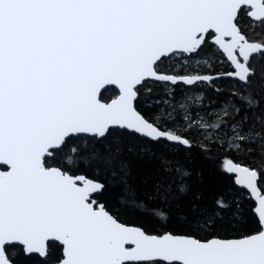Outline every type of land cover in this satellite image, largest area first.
Returning a JSON list of instances; mask_svg holds the SVG:
<instances>
[{"label":"snow or ice","instance_id":"snow-or-ice-1","mask_svg":"<svg viewBox=\"0 0 264 264\" xmlns=\"http://www.w3.org/2000/svg\"><path fill=\"white\" fill-rule=\"evenodd\" d=\"M260 61L264 0H0V264H264ZM225 79L223 101L195 91ZM106 86L118 90L107 102ZM205 99L219 104L212 121L192 111ZM212 145L252 157L223 167L254 208L230 193L209 202L193 184L180 153ZM101 176L162 230L122 221Z\"/></svg>","mask_w":264,"mask_h":264},{"label":"trees","instance_id":"trees-1","mask_svg":"<svg viewBox=\"0 0 264 264\" xmlns=\"http://www.w3.org/2000/svg\"><path fill=\"white\" fill-rule=\"evenodd\" d=\"M247 25V21L243 22ZM247 31V28H245ZM213 51V46L210 44L207 48L201 50L202 55L211 53ZM217 63L215 64L216 71L221 69H225L223 63L219 62L223 58L217 53ZM256 71L257 74L253 77L254 86H259L261 81V76H264V72L261 71V68L264 67V61L256 62ZM213 74H216L213 72ZM233 83L231 80H218L212 87H209L205 84H199L196 86L195 90L203 91L207 94V97L211 98L213 101H223L227 95V86ZM147 87L152 89L149 98L159 99L161 94L163 93V89L161 86L155 82L149 83ZM187 86L178 85L176 88L177 96L179 95L182 89H185ZM109 90L107 92H103L102 99L104 101H108L113 98V96L117 93L116 89L113 87H108ZM220 88L224 89L222 93H217L215 89ZM145 94L142 91L140 100L137 103V108L141 111L142 114L147 115L151 111H155V108L149 109L145 104ZM160 107L165 108V112L170 111V108H167L163 104L159 105ZM262 108H264V101H262ZM218 103H209L208 99L203 101V107L193 108L192 111H200V113L204 116V118L208 121H212L214 116L210 115L212 109L218 108ZM198 109V110H197ZM211 131V130H209ZM211 152L205 154L199 148L193 147L190 153L181 151L180 157L185 160L190 169L193 172L192 182L196 186L199 191H202L206 197V199L210 202L217 193H230L232 196L240 197L244 199L245 207H248L251 204L254 207V203L252 200H249V195L244 190L239 189L233 182V176L226 171H224V161L226 157H231L233 161L243 163L246 166L255 167L252 157L243 158L241 156H236L231 152H225L222 149H218L216 145L211 146ZM255 155V154H254ZM77 174H86L85 171L79 172ZM89 178H93L92 173L88 172ZM145 171L142 167H137L133 169V173L131 176L132 183L135 184L141 191L144 190L146 185L143 183L145 178ZM102 181H105L107 184L106 190L104 194L100 197L101 201H107L110 208L119 211L120 218L124 222H128L132 225H141L144 224L151 231H161L160 226L146 217L139 216L135 214L131 209H125L118 201L119 195V186H113L110 182L107 181V178L101 176L99 178ZM264 193V191H262ZM169 228L177 227L174 224H169ZM21 264H40L39 258L36 256L32 257H20Z\"/></svg>","mask_w":264,"mask_h":264},{"label":"water","instance_id":"water-1","mask_svg":"<svg viewBox=\"0 0 264 264\" xmlns=\"http://www.w3.org/2000/svg\"><path fill=\"white\" fill-rule=\"evenodd\" d=\"M237 55H239V53L237 52ZM185 86V85H184ZM106 87H113V88H115V86H106ZM103 91V90H102ZM116 91H118L117 89H116ZM112 99V98H111ZM111 99H109L108 101H110ZM107 102V101H106ZM234 162H236V161H234ZM237 163H240V162H237ZM244 165V164H243ZM246 166V165H245ZM232 176H233V182H234V180H235V174H231ZM235 184V183H234ZM236 185V184H235ZM236 187H238L239 189H242V190H244L246 193H248V195H249V197L251 196V193H250V190H247V189H245V188H243V187H240V186H237L236 185ZM261 194L262 195H264V193L263 192H261ZM252 201H253V203H254V207H255V205H256V202H255V200L254 199H251ZM253 207V208H254Z\"/></svg>","mask_w":264,"mask_h":264},{"label":"rangeland","instance_id":"rangeland-1","mask_svg":"<svg viewBox=\"0 0 264 264\" xmlns=\"http://www.w3.org/2000/svg\"><path fill=\"white\" fill-rule=\"evenodd\" d=\"M201 55H202V53H201ZM195 91H197V90H195ZM195 108H198V107H195ZM198 110V109H197ZM170 111H171V109H170ZM196 112H198V111H196ZM200 112V111H199Z\"/></svg>","mask_w":264,"mask_h":264}]
</instances>
